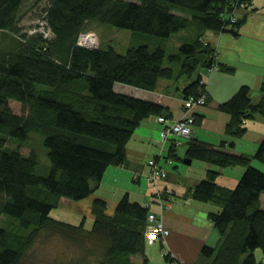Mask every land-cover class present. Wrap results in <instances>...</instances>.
I'll use <instances>...</instances> for the list:
<instances>
[{
	"label": "trees",
	"instance_id": "16d2710c",
	"mask_svg": "<svg viewBox=\"0 0 264 264\" xmlns=\"http://www.w3.org/2000/svg\"><path fill=\"white\" fill-rule=\"evenodd\" d=\"M26 1L0 0V264H25L43 234L53 237L54 245L48 258L44 253L39 257L41 264H149L144 231L147 213L153 210L131 201L128 194L117 201L112 214L106 212L104 199L93 198L90 228L84 227V219L70 224L50 216V211L61 198L88 197L108 166L122 165L126 143L142 120L156 115L170 118L163 104L118 92L115 83L155 90L161 79L184 77L191 81L181 89L182 98L203 94L200 69L203 73L218 65L219 70H234L218 63L216 49L204 41V34L239 35L246 19L240 9L251 0H48L44 20L53 33L50 39L39 33L24 41L15 37L5 41L4 32H17ZM93 24L129 29L153 40L124 52L111 46L78 45L79 32ZM179 33L183 35L177 50L168 52L164 39ZM165 58L175 66L164 65ZM258 90L253 101L250 87L242 84L218 104L217 109L228 116L226 134L242 136L248 119L264 115V81ZM11 99L21 102L23 113L12 111ZM30 132L40 136L47 149L48 165L42 171L33 148L27 154L18 148ZM168 141L165 154L155 156L156 162L163 161L159 165L165 177L164 162L184 157L215 167L244 166L232 188L217 183L219 171L211 168L189 190L191 198L220 207L208 213L219 241L203 245L204 261L195 264H261L255 256L257 248L264 264V207L260 206L264 171L251 164L252 160L264 164V139L245 154L232 151L233 140H220L215 146L191 136L183 158L176 152V139L162 143ZM2 216L15 220L25 232L3 224ZM61 248L65 257L59 254ZM136 254L142 262L132 260Z\"/></svg>",
	"mask_w": 264,
	"mask_h": 264
},
{
	"label": "crops",
	"instance_id": "0c3cea01",
	"mask_svg": "<svg viewBox=\"0 0 264 264\" xmlns=\"http://www.w3.org/2000/svg\"><path fill=\"white\" fill-rule=\"evenodd\" d=\"M240 11L241 14H246V19L239 28V35L234 36L224 31H206L203 36L204 41L216 49L218 63L233 66L234 70L226 72L218 69L208 74L202 73L207 82L208 99L205 105L194 111L199 124L193 126L192 137L215 146L220 140L227 142L233 140L234 152L250 154L264 139V117L261 116L262 119L255 115L256 118L248 119L245 122L244 134L232 137L225 133L227 114L217 109L218 104L228 99L242 84L250 87L252 100L256 101L259 96V85L264 81V0H251L249 6L241 8ZM181 35L183 34L179 33L176 37L174 47L179 45ZM190 81L184 77L174 81L161 79L155 90L115 83L114 89L163 104L167 108L164 114L170 113L168 119L170 121L182 115L180 92ZM161 127V124L156 123L154 116L142 120L126 143V161L122 165H110L105 169L91 197L104 199L108 214H112L117 201L124 194H128L131 201L140 204L145 205L151 201L149 208L162 217L164 225L169 229V235L164 241L145 242L144 253L149 264H174L167 262L163 256V247L173 254L176 263H201L204 261L200 252L203 245H217L219 241L208 213L217 211L220 207L213 202H201L191 198L189 190L204 178L206 171L211 168H217L219 171L216 176L217 183L232 188L244 171V166L215 167L208 162L191 159L190 163L179 160L187 166L180 168L171 160L165 165L167 176L156 183L150 182L147 161L159 154L164 155L169 144V141L162 143L160 135H157ZM175 139L178 157L183 158L188 139L186 142ZM157 161L163 162L159 159ZM257 163L259 162L256 160L251 161L252 165L264 171V165ZM152 194L156 196L153 197ZM91 197L74 201L80 202L77 203L81 210L78 223L84 219L85 228H90L93 222L90 211ZM62 200L69 201V206L72 202L64 198L60 203ZM260 206L264 207V193L260 195ZM53 217L62 220L59 216ZM255 256L262 264L263 258L256 250ZM132 260L140 263L142 256L133 255Z\"/></svg>",
	"mask_w": 264,
	"mask_h": 264
},
{
	"label": "rangeland",
	"instance_id": "374dc122",
	"mask_svg": "<svg viewBox=\"0 0 264 264\" xmlns=\"http://www.w3.org/2000/svg\"><path fill=\"white\" fill-rule=\"evenodd\" d=\"M47 2H48V0H42L38 3L31 1V0H27L22 5V7L20 9V14H19V18H18V28L16 30L17 32H15V33L12 31H7L6 33L4 32V34H2V36L5 38L4 40L5 41H6V39L11 40L13 37H15V39L20 38L22 41H24L27 38L29 39V37L36 36L39 33H41L42 38L50 39L53 36V33L51 32V30H49V27L46 25V21L44 20L45 9L47 8L46 7ZM91 32L94 34V35L93 34L92 35L95 37V39L97 41L96 46L95 47L86 46V47L96 48L97 46H99V47L100 46H102V47L111 46V47L115 48L118 52H124L127 47L132 46V45H137L140 43H148L149 44V42L153 40V39L151 40V38L149 36L133 32L132 30H129V29L119 28V27L109 26V25H95V24H93L92 27L90 28V30L79 32V34L77 36V44L78 45L84 44V40H81V41H79V40L82 39L84 36H91ZM178 35L179 34H173L170 38L164 39L165 46H166V49L168 52H174L177 50L178 46H176V47H174V46L176 44V41H175L176 37ZM179 44H180V42H179ZM163 64L175 66L174 64H170V61H168L166 58L164 59ZM216 70H218V65H216L214 67L212 72L216 71ZM197 75H200V77L203 78L204 82H201V83L204 86V92L203 93H206L207 92V82H205L204 76L201 75V69L199 70ZM131 90H132V88H131ZM9 105H10L12 111L15 113H23L24 112L23 111L24 109L22 107L21 102H19L17 100H13V99L9 100ZM199 107H201V106H199ZM181 108H182V110H184V107L181 106ZM196 108H198V107H196ZM196 108L193 109V113H194ZM156 116H158V115H156ZM256 116H258L262 119L264 117V115H256ZM256 116H254L253 118H256ZM261 116H263V117H261ZM154 118H155V116H154ZM159 133L160 132L158 130L157 135ZM191 136H192V133H191ZM180 140H183L184 142L187 141L186 139H180ZM10 146L11 147H17L15 143H11ZM18 148L22 153H25V154L29 153L31 148H33L36 151V153L38 154V157H39V170L40 171L43 170L45 165H48V158L46 155L47 149L42 144V138L40 136L36 135L35 133L30 132L27 140H25V142L21 146H19ZM148 161H147V165H148ZM173 161H174L173 164L179 165L180 168L187 167V166H185V164H183V162L180 163L178 160H175V159ZM259 163H257V164H259ZM165 165H166V162H164V167H165ZM237 165H241V164L234 163V164L228 165V166H237ZM261 165H264V164L261 163ZM228 166H225V167H228ZM148 180L151 182V179H149V177H148ZM103 187H104V185H103ZM91 194L92 193L89 194L90 197H91ZM93 198L94 197H91V199H93ZM61 199H64V198H61ZM66 201L67 200H62V202L60 203L61 206L58 205L57 207L51 209L50 213H51L52 217H53V215L59 216L65 222H68L70 224H79L80 222L78 223V221L81 217V210L78 208L77 203H80V202L76 203L73 200H71L72 202L70 203V206H69V201H67V202ZM1 219L4 220L3 224L8 226L9 228L17 230L21 233L25 232L24 230L19 229L17 227L15 220L13 221L11 218H5L3 216L1 217ZM144 235H145V231H144ZM145 239H146V237H145ZM145 242L152 243V242H149L147 240ZM53 245H54L53 237L45 236L43 234L41 236V238L38 239V242L35 245L36 247H34L33 250L27 255V258L25 260V264H41L39 257L44 253L45 257L48 258L50 256L48 250L50 251V248L53 247ZM62 250H63L62 248H61V251H59L57 249V252L59 251V254L60 255L62 254V256L65 257L66 254ZM256 251H257V254L261 255V257H262L261 250L259 248H257ZM55 252H56V249H55ZM43 261L47 262L45 259Z\"/></svg>",
	"mask_w": 264,
	"mask_h": 264
},
{
	"label": "built area",
	"instance_id": "2783aa9c",
	"mask_svg": "<svg viewBox=\"0 0 264 264\" xmlns=\"http://www.w3.org/2000/svg\"><path fill=\"white\" fill-rule=\"evenodd\" d=\"M92 34L93 33L91 32V36H84L82 39H78L79 41L84 40V44L80 45H83L85 47H95L97 41L93 36L94 34ZM214 67L215 66H212L203 73H211ZM201 75L203 74L201 73ZM200 82H204L202 77L200 78ZM181 102V106L184 107V110L182 115H180L178 118L168 121V118L163 115L155 116V121L162 125L159 131L160 140L162 142L169 138L189 139L195 120V117L193 116V109L199 106H203L206 103V98L204 93L201 95H188L187 97L182 98ZM148 167V177L149 179H151V181H155L165 177V170L159 165L158 161H155V158L149 159ZM146 220V240L149 242H153L159 239L164 241L165 238L169 235V229L164 226L161 216L154 211H148ZM163 253L168 254L169 258L175 259V257H173V254H171L165 247H163ZM173 263L177 264L175 260L173 261Z\"/></svg>",
	"mask_w": 264,
	"mask_h": 264
},
{
	"label": "bare ground",
	"instance_id": "6f19581e",
	"mask_svg": "<svg viewBox=\"0 0 264 264\" xmlns=\"http://www.w3.org/2000/svg\"><path fill=\"white\" fill-rule=\"evenodd\" d=\"M158 180H155V181H152L153 183H156ZM158 192H160V191H157V193ZM150 203H151V201L148 203H146L148 206L150 205ZM163 256L165 257V259H166V257H167V262H170V263H173V261L175 260L174 258H169V256H168V254H164L163 253Z\"/></svg>",
	"mask_w": 264,
	"mask_h": 264
},
{
	"label": "water",
	"instance_id": "95a60500",
	"mask_svg": "<svg viewBox=\"0 0 264 264\" xmlns=\"http://www.w3.org/2000/svg\"><path fill=\"white\" fill-rule=\"evenodd\" d=\"M182 161H183L184 163H190L191 159H190V158H187V157H184V158L182 159Z\"/></svg>",
	"mask_w": 264,
	"mask_h": 264
}]
</instances>
